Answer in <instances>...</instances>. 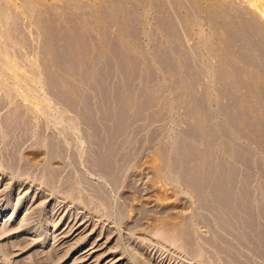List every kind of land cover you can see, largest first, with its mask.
I'll list each match as a JSON object with an SVG mask.
<instances>
[{"label": "rangeland", "instance_id": "obj_1", "mask_svg": "<svg viewBox=\"0 0 264 264\" xmlns=\"http://www.w3.org/2000/svg\"><path fill=\"white\" fill-rule=\"evenodd\" d=\"M122 1L124 2V0H122ZM122 1L121 0H0V6H1L0 12L4 11L3 12L4 15H3V13H0L1 15L4 16L3 17L0 15V124H2V121L5 117L8 118L6 115H11V113H13L12 112L13 109H15L16 111H17V109H18V111L20 110V112H22V115H23L22 116L23 117L22 118L23 119L22 124L19 128H17V129H21V130H18V131L16 130V132L12 131L10 133L1 132V134H0V135H2V136H0V264H203V263L209 264V262L208 261L205 262L204 259H203L204 261L198 260L197 258H199V256L197 257V255L198 254L200 255V253L202 252L201 254L203 255L204 258L207 257V258H205L207 260L209 255L212 254L209 257V259H211L213 261L215 258L212 259V257H216V255H217L215 252L214 253L216 255L214 253H211V251H212L211 248H210L211 251H209V249H208L209 247H207L205 245V247H206L205 248L204 244L202 245V242H203L202 237L204 235H207V236H209V235H208V233L207 234L205 233L206 229L204 228V226L202 224L199 225V223H197L198 226L197 225H194V226L196 227V229L198 228L197 230L200 229V231H201V233H200V231H198L199 235L201 237V240H202V241H199V243L201 244L200 246H203L204 249L199 246L198 249L199 250L202 249V250L198 251V254L196 255V257L194 255V257H192V259H191V256L188 257L190 255L188 253H187L188 256H186V254H183L184 255L183 256L181 254V251L178 249L179 247H176L178 245H175V247L180 252L177 251L175 247L173 248L172 246H170L169 242H168L169 244L166 243L167 242L166 241V239H167L166 234L168 233V236H170L173 232V231H170L171 229H169V228H171L173 226H178V224H180L183 221V219H188V218L191 219V217H192V219H194L195 217L193 218V215L195 213H197V211L199 210L198 209L199 204H198V202H196L195 198H192L187 194V191H186L187 188L184 186V184L182 182H180L177 185L176 183H178V182L167 180V177L162 172L167 174L166 172L168 170L166 171V169L168 167H165V164H163L164 162H163V159L161 156L163 152L161 153V155H160V152L163 151L165 148H167L168 152L171 155V152L172 151L174 152V149H176L175 147L179 146L178 145V144H180L179 140L181 139V136H182L181 132L183 129H185V124H183L182 122L184 121V123H185V120L187 119L185 106L187 105V103L189 101L192 102V99L189 96L195 95V96H192V98L193 97L197 98V97H199V95H200V97H201V95L204 97L205 95H203V94H206L207 97H210L212 100L214 99L212 101L213 102L212 105L214 107H219L222 103H226L225 99L221 100L218 98L217 91H215V89H216L215 85H217V83H218V79L220 78L221 72L226 73V71L227 72L229 71L228 73L231 75V73H232L231 68L233 66L234 67L237 66L236 70H238V68H239V70L242 68L241 71H239V70L238 71L242 72V73L246 72L245 74L241 73L242 74V75H240L241 77L243 75H246L245 78H247V73H248V79H247L248 81L249 80L251 81L249 76L252 74L249 75L250 71H251V73H252V71L253 72L255 71L257 74V69L255 67H257L258 62L256 60L255 63L256 62L257 63L255 65L254 61H252V60L254 57L259 56L258 55L259 52L256 55L257 49L255 50L256 47H254V49L250 48L252 45L251 46L249 45V48H248L246 43L251 44L253 42H251V40H248V39H246V41H244L245 37L243 39H242V37L236 38L235 40L238 39V42L235 40L233 41L231 39L233 36L232 35L230 36V32H228V31L232 27L230 25H228L227 23H230V21L233 19V17L231 20H229L231 16H226L227 17L226 18L225 15H228L229 13L231 15H235L238 12L237 11V7H238V9L240 8V10H239L240 12H241V10H242V12L245 10L244 13L248 12L250 14V17H249V14L247 13L248 16L246 15L247 16V17H245L246 19H244V18H242V20L240 19L242 22H243V20H245L246 22L251 23V19L254 16V17H256L255 19L259 23L262 21L260 24H262L261 26H262V28H264V24H263L264 23V1L263 0H218V1L217 0H214V1L210 0V2H205V1L203 2V0H200V1L199 0L198 1L193 0L194 4H196V5H197V3H201L198 5L199 8H202L206 4H209V5H207L209 7L210 6L211 7H218V5H219V6H222V8L226 9L225 11H228V13H227V12H223L222 10H220L222 13L219 11L220 13H218V15L216 17L210 15L211 18L214 17V18H216V20L214 18L210 19L209 18L210 16L207 14H203V16H202V14H200V15L198 14V17H197L196 12H193V13H191L192 11L189 12L190 6L192 7V5L190 3H189V5H187V2L186 3L182 2L180 4V6L183 4L181 6V9H182L181 14L179 12V14L177 13L176 15L172 16L175 11H177V10L180 11L177 3H175V4H177L176 8H178V9H176V8L173 9L175 7V6H173V5H175V4H173L174 3L173 0H171V2H169V0H158V1L157 0H154V1L153 0H126V2H124L125 4L123 6L125 7L127 2L131 3L130 6H129V4H127L128 9L127 8L124 9V7L122 6V4H123ZM119 2H122L121 5ZM212 2H213V4L211 5ZM155 3L158 4V5H156L157 8L154 6ZM167 3H168V5H166ZM170 3H172L171 4L172 6L170 5ZM221 3H223V5ZM235 3H236V6H235ZM133 4H135L136 6ZM216 4H217V6H216ZM229 4H232V6ZM115 5L120 6L121 9H120V7H118L117 10H119L120 12L122 11L121 13H123V15H122L119 12V15H118L119 17H120V15L122 17H125V16L129 15V13L131 11L134 12L135 10H133V9H135L136 7L138 8V10L136 8L137 13L139 12L138 13V15H139L138 21L142 22V24H140V22H138L137 30L138 29L139 30H138L137 34L141 36V37L138 36L139 41L142 40L143 42L141 41L139 44L140 45L143 44L141 46L143 48V52L145 53V51H146V53L144 54L142 51L141 52L145 58H147L146 56L148 55V59H149L148 61L149 62L151 61L153 63V65H154V60L156 59L157 53H159L160 50L161 51L164 50V49H161L159 47L160 43L163 41L162 40V38H163L164 41L160 45V46H162V48L166 45L165 44L166 41L169 40V41H167V45H166V47H168V48L165 47V49L167 51L171 50L175 46L178 47L177 50L179 52L181 51L180 53L176 52L178 54V57H177V54L175 53V60H176L175 64L176 65L179 61H181V63L183 64L181 59L184 57V55H186L183 53H187L190 50L192 51V53L195 51H196L195 53H197V50L198 51L200 50L198 52L200 54V56L198 55V59H201V61L198 60V62H202V63H198V64H201V65H199V67L202 68V66L206 65V67L209 68L210 72L208 71V74L206 73L207 72L206 67H203L205 69V73H204V70H202L203 68L200 69L201 71H203L202 75L203 74L205 75V76H203V77H205L204 78L205 81H203L204 79L202 77L199 84L197 83L198 86L201 84V82L205 83V85H207L208 87L207 86L205 87V85H203V84H201L199 87L201 88L203 86L204 87L203 89H205L207 91V93L202 88H201L202 90L199 88L200 92L204 91L205 93L203 92V94H202L198 91H197L198 92L197 93L195 91L198 89L197 84H195L197 87L196 88V87H194L195 85H193V82L188 83L192 79H190L189 77H188L189 78L188 79L186 76H184L185 73H183V76L186 77V81L188 83L187 84L185 81L186 84L184 83L185 84L184 86L188 87V85H190L188 88H185V90H187V89L188 90L185 92L184 89H182V88H175L174 92L172 93L171 90H173V89H170V91H169L170 94L169 93L165 94V96H163V100H161L163 102V103L161 102V108H159V109L156 108L155 111L152 109L153 110L152 113L149 112L147 114V116L150 117L152 115L157 114L158 111H159V113H160V111L162 112L161 109L165 108L166 116L164 118H162L161 121H160V119H159V121L156 120L157 122H155V124H154V121H152V120H149V122H148V120L147 121L141 120V121H139V123L136 124L138 129L142 128L140 130H142V132L144 131L143 133L141 132V134H139V136H138L139 139L137 138L136 140H140V141L143 140L144 141L146 139L148 140V138H149L148 141L146 140V144L148 143L150 145L148 146V144H147L146 145L147 147H145V146L143 147L140 145V143H141L140 141H139L140 143H138L137 146H136L135 142H132L133 144L132 143L128 144L129 148L128 147L127 148L129 150V152L133 151V153L136 154L135 157L133 158V159H135V161L132 160L133 163L131 162L128 165V167H127L128 169L123 174V176L125 178H123V176H122V180H120L123 184L120 182L122 185L119 183L120 186L115 185L116 186L115 187L113 185L114 186L113 187V186H111V184H113V183L108 178H107V180H105L106 178H104L100 174L98 169L92 165L91 159H92V153H93L94 148L90 143L87 142L85 135L83 136V132L81 133V131H83V129H80V127H81V126H79L80 123L78 124V122H77L78 125L76 124L77 120L75 121V116L73 115V113L67 112L65 114V112H62L63 110L61 109V107L59 105H57L49 97L47 82L45 81V78H46V80L48 79V75H47V73L45 75L44 71H46L48 66L50 68H53L52 66H54V65L50 66L53 63H50V65H49V63H47L46 59L49 61V60H51V57H52L54 60H56L55 59L56 56H58V57H56L58 59L61 54L64 55L67 51L66 49H65L66 51L62 50L60 48V46L58 47V45H60L61 43L56 42V44L59 43L58 45H56L54 42L55 40L54 39L52 40V38H50L51 36H48L52 33H55V30H57L58 32L60 30L63 32H64V30L66 31V29L68 28V27L66 28L64 26V25H66V21H64V20H67L66 11L72 10L71 11L72 13L71 12H69V13H71V14L77 13V15H79V16L82 13L81 16L83 18L79 17L80 20H81V18L85 19L84 16L86 15L85 21L88 24L83 22V26L85 24L86 27L84 26L85 27L84 28L82 26V22H79V24H81V25H78L79 27L81 26L83 28V30L91 29V27L94 25L91 24L92 25L91 26L90 23H93V22L96 23L97 22L95 24L96 26H94L95 28L92 27V29H94V31L96 30V27H97L96 31L101 29L100 31L102 32L103 36L101 35L100 31H98V32L100 33L99 37H102L103 41L108 40L109 38H111L115 34L116 35L120 34L118 36H120L121 38L123 35L125 36L126 35L125 32L127 31V29H122V28L120 29L119 23L121 22V20H117V18H116L117 17L116 15L118 14V12H116L117 13L116 15L114 12H112L113 7H115ZM164 5L167 6V8H169L170 11L175 10L174 12L171 13L172 15L170 13L168 15H166V17L169 16L168 18H170V21L172 23L171 24L172 26H170V27L172 29L174 28L173 30L166 31L165 28L167 30L169 28H167V26L162 27L166 24V23H163V22H165L166 19L164 21H162V19H161V21L163 23V24L161 23V25L159 23V22H161L160 20L156 21L158 15L161 13V10H160L161 7H164V9H165ZM169 5H170V7H169ZM185 5H186V7H185ZM213 5H215V6H213ZM78 6L80 7V10H79ZM111 6H113V7H111ZM187 6H189V7H187ZM207 6H204L203 8H205V7L207 8ZM70 7H72V8H70ZM87 7L90 8V11H89L90 13H88ZM106 7L107 8L109 7L108 10H106V11L103 10ZM110 7L112 8V10H110L111 9ZM231 7H234V8L231 9ZM245 7H247L248 9ZM85 8H87V9H85ZM115 8H117V7H115ZM130 8L132 10H130ZM171 8L173 10H171ZM186 8L188 11L186 10ZM24 9H25V11H24ZM66 9H68V10H66ZM81 9H82V11H81ZM83 9H84V12L86 11V13H83ZM75 11H76V13H75ZM91 11L96 14L99 21L95 22L93 20H90L91 18H89L88 15H90L92 13ZM100 11L101 12L103 11L102 15L107 16V19L106 18H100L102 16L99 17L98 14L99 13L101 14ZM108 11H109L110 17H108L109 14L107 15ZM157 11H159V12H157ZM170 11H168V12H170ZM26 12H28V13H26ZM34 12H36V13H34ZM155 12H156V14H155ZM234 12H236V13L234 14ZM61 13L63 14V16ZM64 13H65V16H64ZM105 13H106V15H104ZM112 13H114V15ZM124 13H126L127 15H125ZM92 14L90 15L91 17H92ZM111 14H112V16H111ZM43 15L45 17H47V19L49 18L48 16L51 17V15H56L58 18L56 17V20L54 19L55 21L52 22L53 18L51 17L52 18L51 22L52 23L57 22V24H54L55 27L60 25L59 24V22H60L65 29H63L61 25H60L61 26L60 30H58L59 27L55 28L53 26L55 28V30L53 32L52 29H54V28L51 26L52 23H50V22H49L50 24L46 23V22H48V20H45L46 18H44ZM68 15H70V14H68ZM161 15L162 16H160V18H164L163 16H165V15H163V14H161ZM180 15L184 16L183 19L186 18L185 19L186 23L183 21V19L179 21V19H181L183 17V16L181 17ZM96 16L94 15L92 19H94ZM201 16L202 17L205 16V17L202 19ZM19 17H20V19H19ZM53 17H55V16H53ZM113 17H115V18H113ZM122 17L119 19H122ZM173 17H175L174 18L175 22L173 20ZM199 17H201V19L198 20L199 23L201 20L200 24L198 22L196 23V21H197L196 19H198ZM248 17H249V19H248ZM254 17H253V20H254ZM59 18H61L60 19L61 21H59ZM108 18H109V20H108ZM111 18L115 24L114 25L112 22V24H113L112 26H115L113 28L111 27V25H109V27L107 26L108 24H111V21H110ZM140 18L142 19V21L140 20ZM100 19H103L102 22L103 21H105V22L101 23V24L98 23V22H101ZM206 19H208V20H206ZM88 20H90V22H87ZM167 20H169V19H167ZM226 20L228 21L227 23H225ZM234 20L236 21L238 19L234 18ZM15 21L17 23H19V25L16 24ZM44 21H46V22H44ZM116 21H120V22L117 23ZM62 22H65V23L63 24ZM173 22L175 23V25ZM210 22H211V24H210ZM232 22L233 21H231L230 24H232ZM43 23H45V26L42 25ZM180 23H181V25L184 23V26L186 24H189L190 27L187 25L188 28L184 27V26H182L183 27L182 28V27H180ZM249 23H246V24H249ZM20 24H21V26L23 25L22 29L19 28V27H21ZM47 24H48V26L50 25L49 27L51 28V30H49L50 28L47 26ZM97 24H100V25L104 24V25H102L103 29L100 25L97 26ZM197 24H199V25H197ZM212 24H214V25H212ZM14 25H16V26L14 27ZM222 25H223V27H221ZM39 26L42 28H39ZM89 26H91V27L89 28ZM141 26H143V27H141ZM159 26L162 27V29H164V31H166L167 33L162 31L161 28H159ZM198 26H199V28H198ZM110 27L112 28L111 31H113V32L109 31ZM117 27H118V29H117ZM175 27L180 28V30L178 29L177 31L179 32V35H181L180 33H182L181 36L178 35ZM216 27H217V29H216ZM219 27H221V28L218 30ZM15 28L22 30V32L20 33L19 30L17 29V31L20 33V34L17 33L18 34L17 35L15 33V31H12L13 29L15 30ZM45 28H46V30L49 28L48 29L49 31H47V34H48V32L50 34H48V35L46 34V30L44 31ZM106 28H108V31L110 33V37L108 35L106 36V34H105V36H106V39H105L104 33L106 32L105 31ZM184 28H186L185 32L188 31V33H183ZM116 29H117L118 33H117ZM181 29L183 30V32H181L182 31ZM221 29H222V31H221ZM225 29H228V31ZM122 30H126V31H124V33H122L123 32ZM174 30H175V32H174ZM41 31H42V34L40 33ZM108 31L106 33H108ZM43 32L50 39H48L49 43L47 44V46L44 45V47H46V48L43 47L45 51L42 54V52H41L42 51L41 49H43L41 47L43 44L42 42H44L45 41L44 39L47 38ZM84 32H87V31H84ZM143 32H144V34H143ZM155 32H156V34H155ZM169 32L173 36H175V38L172 37V35ZM190 32L193 34H191ZM216 32H218V33L221 32V33H220V35H218ZM223 32L224 33L228 32L229 34L227 33V35H226ZM231 32H232V30H231ZM261 32L260 31L255 32V36L257 33L256 38L259 36L257 38L258 42H259V39H261V38L264 39V29L263 30L261 29ZM10 33H13V34L10 35ZM112 33H113V35H111ZM175 33H177L176 35L178 37H180L181 41H179V39H177L178 37H176ZM151 34H153V35H151ZM167 34L168 35L170 34V36L168 37ZM185 34H187V35H185ZM188 34H189V36H188ZM40 35L42 36V39H43V40L41 39L42 41L40 40V38H41ZM223 35H225L224 36L225 38H223ZM228 35L231 38H227ZM250 35H252V34H250ZM16 36H19L18 40L16 39L17 38ZM43 36H45L46 38H44ZM158 36H160L161 39ZM165 37H166V39H165ZM191 37H193V38L191 39ZM27 38H29L30 42H29V40H27ZM102 38L101 39L99 38V40L101 42H102ZM20 39H21V41H20ZM175 39H177L179 41V43ZM239 39H240L241 43L243 42L242 44H244L246 42L245 44H246L248 49L245 48L246 49L245 50L243 46H242L243 50H242V48L240 49L239 44H241V43H239ZM262 39H261V42L263 41ZM25 40H27V45L30 44L29 46L23 45V43H25ZM160 40H162V41H160ZM212 40H213V42H212ZM227 40L228 41L232 40L230 42V44H231L230 48L228 46L229 42ZM40 41H41V43H40ZM50 41H52V45H51ZM157 41L159 42V45H158ZM182 41H184V44ZM226 41H227V43H226ZM28 42H29V44H28ZM53 42H54V44H53ZM101 42H99V43H101ZM172 42H173L174 47L171 46ZM197 42H198V44H197ZM202 42L204 43L203 46L201 44ZM208 42H210L211 46L207 45V44H209ZM232 42H234V43H232ZM156 44L158 47L156 46ZM174 44H176V45H174ZM205 44H206V47H205ZM218 44H220V45L218 46ZM48 45L50 47L53 45H55V46L51 47L53 49H50V47L48 48ZM62 45H64V44H62ZM62 45H61V47H63ZM183 45H185V46H183ZM194 45L196 46L195 48L197 50L194 49ZM253 45H254V43H253ZM34 46H36V47L34 48ZM100 46H101V44H100ZM143 46H145L146 48ZM169 46H170V48H169ZM197 46L200 49H198ZM216 46H217V48H216ZM227 46H228L229 50H228V48L226 49ZM147 47H149V48H147ZM184 47H186L189 50L187 51V49H186V50L182 51V49H185ZM257 47H258V45H257ZM155 48H156V50H158L159 48L160 49L157 52V51H155ZM209 48H212L214 51H211L212 49H209ZM231 48L233 51H235V49L237 50V48L243 52L245 50V53L247 52L249 54V56L252 54V51L250 52L251 54L248 51L252 49L255 54L253 55L254 57L251 56L252 59L250 57L251 60L249 59L250 61H248L249 63L253 62V63H250L252 66L251 65L247 66L248 65V63L246 62L247 58H248L247 53H246L247 54L246 55L245 53L242 52L243 55L245 56L244 57L242 55V53H239L241 51L239 50V52H238V50H237V53H239L243 56V58H241L242 56L237 55L236 51L233 52L231 50ZM47 49H48V52H46ZM166 50H164V51H166ZM226 50H228V51H226ZM32 51H33V53H32ZM61 51H62V53H61ZM191 51L188 52L187 55L188 54L192 55ZM63 52H64V54H63ZM221 52H223V53H221ZM224 52H226L225 55H223ZM230 53H231V55H230L231 57L230 56H228V58L224 57V56L227 57V55H229ZM233 53L235 55L234 59H232V57H234V56H232ZM44 54H45V56H44ZM57 54H60V55H57ZM155 54H156V56H155ZM197 54H195V55H197ZM187 55L185 56V58H183L184 60L186 59ZM40 56L42 57V59L43 58H46V59L42 60ZM237 56L240 57L237 60L241 59V61L238 64H237V60L235 61ZM246 56H247V58H246ZM176 57H177V59H176ZM224 58L226 59V61ZM244 58L246 61L244 60ZM227 59H229V60L227 61ZM242 59H243V61H242ZM41 60H42V63H44L43 61H45L46 69H43V68H45L44 66H43V68L40 66V65H42ZM254 60H255V58H254ZM219 61L222 64L224 63L223 65L221 64L223 67L219 65ZM231 61H234L235 63L232 64ZM244 61L247 63V65L244 64L245 63ZM51 62H53V61H51ZM225 62H227V63H225ZM228 62L231 63L230 68H229ZM242 62H244V63H242ZM181 63L178 64L180 68H182V66H184ZM240 64H241V66H240ZM238 65L240 67H238ZM253 65H255V67ZM246 66L249 67V69L246 68ZM251 67H252V69L254 67V70H252ZM221 68L222 69L224 68V69L221 71ZM226 69H228V70H226ZM243 69H245L246 71L245 70L243 71ZM42 70H44V71H42ZM217 70L219 71L217 73V75H219V74L220 75H219V77L216 78L217 75L215 73L217 72ZM248 70H249V72H248ZM42 72L44 73L43 75L41 74ZM211 73L213 74V76ZM223 73H222V75H223ZM259 73H258V75H259ZM207 75H208V77H207ZM261 75L263 76L264 74L261 73L260 76ZM162 77H164V76H162ZM241 77H240V79H241ZM243 77H242V79H243ZM261 78H264V76L260 77L259 79H261ZM244 79L241 81H244ZM215 80H217V81H215ZM44 81L46 82V84ZM261 82H259L260 85H261ZM248 83H250V82H248ZM262 83H264V82H262ZM44 84H45V86H44ZM190 87L193 89L191 90ZM181 89L183 90L184 94H186L188 91L191 93L186 94V96L185 95L182 96L181 94H183V93H182ZM5 91H9V93L5 92ZM10 91H11V94H10ZM208 92H209L210 96L207 95ZM91 94H92V92H91ZM237 94H239L240 98L242 99L241 95L242 94L244 95L245 91L244 92H243V90H241V92L238 91ZM6 95L7 96L9 95L8 96L9 98ZM215 95L217 97H215ZM175 97L177 98V100H179V99L180 100L179 101L175 100ZM178 97H180V98H178ZM200 97L198 98L199 100L203 99V97L201 99H200ZM243 97H245V95ZM188 98H190L191 100H189ZM186 99H188L189 101ZM168 100H169V102H168ZM181 100L185 103L184 106H183V102L181 104V102H180ZM196 100L197 99H195L194 102H197V101L200 102L199 100H197V101ZM178 103H180L183 107H185V109ZM177 104L180 105V107ZM214 104H216L217 106ZM169 105H170V109H169ZM163 106H165V107H163ZM166 108H168L169 111ZM171 109H173V111H171V114H170L169 112ZM176 110H179V112ZM9 111H11V112H9ZM175 112H177V113H175ZM27 114H29V115H27ZM184 118H185V120H184ZM5 119H4V121H5ZM27 123H28L29 127H28ZM23 125H25L26 127H22ZM77 127H79L78 129L80 132L78 131ZM182 127H183V129H182ZM246 130L247 129L242 130V131H245L244 133L248 134L249 132H246ZM247 131H249V130H247ZM244 133L242 132V134H244ZM30 134H32V136ZM20 135H21V138L23 136V139L20 138ZM27 135H29L30 137ZM59 135H60V140L63 139L62 142L59 139H57V137ZM24 136H25V139H24ZM26 136H27V139H26ZM51 136L53 137V139L56 138L57 142L58 141H60L61 143L64 142V146H65V147H63V149L65 150L64 151L65 154L60 156L59 159L57 157L56 160H54V162H53L54 163L53 166H52L53 160L51 161L50 165H48L46 163V161H45L46 160V156H45L46 150L45 151L42 150L43 147L41 149V147L39 146V144L42 145L40 141H42V142L44 141L46 143V140H48L49 137H51ZM15 138H16V140H15ZM17 138L21 139V141L20 140L17 141ZM150 138H153L152 139L153 141H154V139L155 140L158 139V140L154 141V143H155L154 144ZM178 138H180V139L178 140ZM176 139L179 142H177ZM22 140L23 141L26 140L25 143L26 142H28V143L27 144H25L24 142L22 143ZM150 140H151V142H149ZM239 140H240L239 143L240 142L242 143V144L240 143L241 145H247V143L243 139H242L243 141L241 139H239ZM14 141L15 142L17 141V143H15ZM38 141H39V144H38ZM65 141H66V143H65ZM18 142L19 143L21 142L22 145L20 144L18 146ZM31 142H33L34 145L38 144L37 145L38 147H35L33 145V143H31ZM236 143H238V141ZM162 144H163L164 148L162 147ZM15 145L18 146V149H17V146H15ZM130 145H132V146H130ZM139 145H140V149H139ZM20 146H21V148H19ZM31 146H33V148ZM135 146L138 147V150L136 149ZM150 146L152 148H150ZM160 146L162 147V149ZM171 146H173L174 149ZM157 147H159V148H157ZM14 148H16L17 150ZM35 148L37 151L35 150ZM37 148H39V149H37ZM13 149L15 150V152ZM160 149H161V151H160ZM156 151L159 153H157ZM11 154L15 156V157H13L14 160L16 158L15 161L11 160L12 159ZM88 160H90V161H88ZM161 164H163L164 166ZM48 166H49V168H48ZM46 167L49 170L51 167H53L56 170L55 171L52 168V171L53 172L55 171L56 172L55 174L58 177V178H56V176H55V180L53 178V181L50 182L51 184L49 183V185H51L52 187L48 186V183L44 181V180L48 181L50 179V178H48L49 174L46 177V174L49 173V170H46ZM162 167H164L163 170H162ZM43 168H45V169H43ZM58 170H60V171H58ZM63 170H64V172H63ZM57 171H58V173H57ZM59 172L60 173L62 172L64 175L62 173L60 174ZM42 174H44V176ZM56 179H58L60 182H58ZM68 179H69V181H68ZM109 182H111V183H109ZM93 184L96 187H94ZM71 185L73 187L75 186L77 191L75 190V188H73V191H71L72 189H69L72 187ZM91 186H92V188H91ZM98 187H100V188H98ZM78 189H81V190H78ZM92 189H94V190H92ZM75 192H77V193H75ZM92 192H94L95 198L93 197ZM96 195L99 197H96ZM102 197H103V199L105 198L103 201L105 203H103L101 201ZM86 199H88V200H86ZM197 204H198V206H197ZM196 215H194V216H196ZM164 225L165 226L167 225V227L165 228ZM162 226H164V227H162ZM165 230L167 232H164ZM202 233H204V235ZM173 235H174V233H173ZM59 244H61V245H59ZM206 249H208V250L205 252ZM243 250L244 249H242L241 252ZM208 251L210 252V254ZM207 252L209 255L207 254ZM243 252L245 255H248V254H246L248 252H246V251H243ZM182 253H184V252H182ZM205 253H206V255H204ZM202 255H201V257H202ZM248 256H250V255H248ZM218 258L219 257L217 255V258L215 259V261L217 260L216 262H218V260H219ZM211 260H209L210 264H212ZM221 260H223V259H220V261ZM202 261H203V263H202ZM215 261H214V263H215ZM220 261H219V263H216V264H220V263L226 264L225 262H220ZM254 261H255V259H254ZM257 262L255 261V264L256 263L257 264H264L261 261H257Z\"/></svg>", "mask_w": 264, "mask_h": 264}, {"label": "bare ground", "instance_id": "obj_2", "mask_svg": "<svg viewBox=\"0 0 264 264\" xmlns=\"http://www.w3.org/2000/svg\"><path fill=\"white\" fill-rule=\"evenodd\" d=\"M173 1H174L173 4H175V3L178 4L180 11H178V10L177 11L174 10L175 12L170 11L169 8H167V6L164 5L165 9H164V7H161V9H160L161 13L158 15V17L160 18V16H162L161 14H163V15H165V16H163L164 18L159 19L157 17V20H156V21H158V20L161 21V19H162V21H164L166 19L165 22H163L166 24L164 26H162V27L167 26V28H169L168 30L165 28L166 31L174 29V28L172 29L170 27V26H172L171 25L172 23L170 21V18H168L169 16L166 17V15H168L169 13L171 14L172 12H174L173 15L171 14L172 16L176 15L177 13L179 14V12L181 14V10H182L181 6L183 4L181 6H180V4L182 2H184V3L187 2V5H189V3H190L192 5V7L190 6L189 12H191V11H192L191 13L196 12L197 17H198V14L199 15L202 14V16H203V14H207L209 16L211 15V16L216 17L218 15V13L221 12L220 10L228 13V11H225L226 9L222 8V6H219V5H218V7H211V6L209 7V6H207L209 4H206L204 6H207V8L206 7L203 8L204 6L202 8H199L198 5L201 3H197V5H196V4H194L193 0H173ZM196 1H198V0H196ZM204 1L210 2V0H203V2ZM212 1H214V0H212ZM122 2H119L120 5ZM124 2H126V0H124ZM124 2L122 4V6L125 4ZM169 2H171V0H169ZM223 3H221V4L223 5ZM127 4H129V6L131 5V3H129V2H127ZM127 4L125 5V7L123 6L124 9L128 7ZM171 4L172 3H170V5ZM177 4L173 5V6H175L173 9L176 8ZM212 4H213V2L211 3V5ZM133 5H135V4H133ZM156 5H158V4L155 3V5H154L157 8ZM166 5H168V3ZM170 5H169V7H170ZM229 5L232 6V4H229ZM113 6H111V7H113ZM213 6H215V5H213ZM216 6H217V4H216ZM235 6H236V3H235ZM115 7H117V8H115ZM115 7H113L112 12H114L115 15L117 14L116 12H118V14L116 15L117 16L116 18H117V20H121V22L120 21H116V22L117 23L120 22L119 23L120 29L121 28L127 29V31L122 30L123 31L122 33H124V31L127 32V33L125 32L126 37L121 33L124 36V37L122 36L123 39L120 36H118L120 34L113 35V33H112L111 35H113L114 37L112 36L108 40L103 41V38L99 37L100 33L98 32L101 29L98 31H96L97 27H96L95 31H94V29H92V27L95 28L94 26H96L95 25L97 23L96 21H99L96 14L92 11L91 12L96 16L95 17L96 19L95 18L92 19L94 16L92 13H91L92 17L90 16L91 14L88 16H89V18H91L90 20H93L96 23H94V22L90 23V25L93 24L94 26H92V25H91L92 27L89 26V28L91 27V29H88V30H83V28L81 26H80L81 28L78 26V25H81V24H79V22H82V26H83V22L86 23V21H85L86 15L84 16L85 19H82L83 18L81 16L82 13L79 16V15H77L76 11H75L76 14H71L72 10L66 11L67 20H64V21H66V25H64V26L66 28L68 27L67 28L68 30L66 29V31L64 30V32L60 30L61 26H62V24L60 22H59V24L61 26L60 25L56 26V27H59L58 30H60V31L58 32L57 30H55L56 27L54 24H57V22L56 23H52V22L56 20V17H57L56 15H51L53 20L50 16H48L49 18L47 19V17H45L43 15L44 18H46L45 20H48V22H46V21H44V22H46L48 24L52 23L53 25L51 24V26L55 27V28L53 27L54 29H52L53 32L55 30V33L50 34L48 32V34H50V35L47 34V31L51 30V28L49 27L50 25L48 26V24H47V26L50 29L48 28L49 30L48 29L46 30V28H45L44 31L46 30V34L48 36H51L50 38H52V40L53 39L55 40L54 41L55 44H56V42L61 43L60 45H58L59 43L56 44V45H58V47L60 46V48L62 50L66 49L67 51L65 50L66 51L65 54L63 52L64 55L57 54V55H60V57L57 59L56 57H58V56H56L55 57L56 60H54L51 57V60H49L50 62L46 58H43L44 60L46 59V61H47V63H49V65H50V63H53L50 65V66L54 65V66H52L53 68H50L48 66L49 68L47 67V69H46L45 61H43L44 63H42V60H43L41 57L42 55L40 56L42 59L41 60L42 65H40V66L42 68L44 66L45 68H43V69H46V71H44V70H42V71L45 72V75H46V73L48 75V79L46 80V78H45V81L47 82L49 97L57 105H59L61 107V109L63 110L62 112H65V114L67 112L73 113V115L75 116V121L77 120L76 124H77V122H78V124L79 123L81 124V125L79 124V126L82 127V128L80 127V129H83V131H81V133L83 132V136L85 135L87 142L90 143L94 148L93 153H92L91 163L94 167H96L98 169L100 174L104 178H106L105 180H107V178H108L113 183V184H111V186L119 185V183L121 182L120 180H122L123 174L128 169L127 168L128 165L132 162V160L135 161V159H133V158L135 157L136 154H134L133 151L129 152L128 144L135 142L136 146H137V144L141 142L140 143L141 146L147 147L146 146L148 144V143L146 144L147 139L144 141L143 140L142 141L136 140L138 138L139 134H141V132H142V130H140L142 128L139 127L140 129H138L136 124L139 123V121H141V120H146V121L148 120V122H149V120H152V121H154V124H155V122H157L156 120L159 121V119H160V121H161L162 118H164L166 116L165 108H163L165 106L162 107L163 109H161L162 112L160 111V113L158 111V113L156 112L157 114L154 113L155 115H152L150 117L147 116V114L149 112L152 113V111L153 110L155 111L156 108H158V109L161 108V102H162L161 100H163V96H165V94H167V93L170 94V92H169L170 89H173V90H171L172 93L174 92L175 88H182L186 92L188 89L185 90V88H188L190 86V85H188V87L184 86L187 83L186 77L187 78L189 77L190 79H192L188 83L193 82V85H195L197 83L199 84L201 78L203 76H205L204 74L202 75L203 71H201L200 69H202L203 67H206V65L202 66V68L199 67V65H201V64H198V63H202V62H198V60L201 61V59H198V55L200 56V54L198 52L200 50L198 51L195 48L196 47L195 45H194V49L197 50L198 54L195 53L196 51L192 53V51L190 50L192 55H189V54L187 55V53L190 51H188L189 49L184 47L185 49H182V51L187 49L188 52L186 51L187 53H183V54H186L187 57L184 60L183 58H185V56H186V55H184V57L181 59L183 64L181 63V61L178 60L179 62L176 65L175 64L176 63L175 53L179 52L177 50L178 47H176V46L174 47L173 42H172L171 46H173L174 48L167 51L165 49V47L167 45V41H169V40L166 41V43H165L166 45L163 48H162V46H160L161 43H163V41H164L163 38H162L163 41L160 40V41H162L160 43V45H159V42L158 41L157 42H158L159 47L161 49L166 50V51L160 50L159 53H157V56L155 54L156 59L154 60V65H153V63L151 61L150 62L148 61L149 60L148 55L146 56L147 58H145L142 55L143 48L141 45H143V44H141V45L139 44L142 40L139 41V37H141V36L137 34V32L139 30V29L137 30V27H138L137 24H138V22H140V21H138V19H139V15H138L139 12L137 13L138 8L136 7L137 10H136V8L133 9L135 11L134 12L131 11L129 13V15L126 14L127 12L124 13L125 15H127L125 17H122L121 15L119 17L118 15H119L120 11L117 9L120 6L115 5ZM185 7H186V5H185ZM187 7H189V6H187ZM70 8H72V7H70ZM87 8H85V9H87ZM108 8L106 7L103 10L106 11V10H108ZM232 8H234V7H231V9ZM245 8H247V7H245ZM88 9H87V11H88V13H90L89 12L90 8H88ZM120 9H121V7H120ZM173 9L171 8V10H173ZM176 9H178V8H176ZM66 10H68V9H66ZM79 10H80V7H79ZM110 10H112V8ZM130 10H132V9L130 8ZM186 10H187V8H186ZM239 10H240V8L238 9V7H237L238 12L237 13L234 12V14L236 13L235 15H231L230 13L228 15H225V17L231 16L229 20H231L233 17V19L231 20V21H233L232 24H230L231 21H230V23H227L228 22L227 20L225 22L232 27V28L230 27L231 29L229 31H228V29H225L228 32H230V36L231 35L233 36L231 38L228 35L227 38H231L234 41L236 38L242 37V39H243L245 37L244 41H246V39H248V40H251V42H253L254 45L256 44L254 46L253 43L250 44V43L245 42L247 44L248 48H249V45L250 46L252 45L253 47L251 46L250 48H253V49H254V47H256L255 48V50L257 49L256 55L259 52L258 53L259 56L258 57L256 56L257 58L254 57L253 55L255 53L253 52V50L252 49L249 51L247 50L249 53L252 51V54L250 53L251 54L250 56L246 52L248 54V58L246 56L247 61L244 58V60L248 63V65L245 61H244L245 63L244 62H242V63L249 66V65H251L250 63H253V62L249 63L248 61H250L252 59V57H254L255 60L253 58L252 61H254V63H255V61L257 60V62H258V63L256 62L258 64L257 67H255L256 63H255V65H253L257 69V74L255 71H254L255 73L253 71L251 73V71H250L249 75L252 74L249 76L251 81L247 80L248 79V73H247V78H245L246 75H243L244 77L243 76L242 77H243V79L245 78L244 79V81L246 82L245 83L244 81H241L243 79L240 75L245 74L246 72L245 73L239 72L242 70V68L240 70L238 68V70H239L238 71V70H236L237 66H235V67L233 66L234 68L233 67L231 68L232 73L230 72L231 75L228 73L229 71L228 72L226 71V73L221 72L220 73L221 75L219 74L220 78L218 79V83H217V85H215L216 86L215 91H217L218 98L221 100L225 99L226 103H222L219 107H214L212 105L213 104L212 101L214 99L212 100L210 97H207L206 94H203L204 91L200 92L199 86L201 84L205 85V83L201 82V84L199 86L197 84V86H198L197 90H195L197 88L195 85L194 87H196V88L194 90L196 92L198 91V92L202 93L205 96L203 97L201 95V97H200V95H199L200 99L203 97V99H201V100H199L198 99L199 97H197V96H196L197 98H195V97L192 98V96H195V95L189 96L192 99V102L189 101V100H191L190 98H188L189 100L186 99L189 101V102L187 101L188 103L186 102L187 103V105L185 106L186 109H185V107H183L185 103L182 100L180 102H181V104L183 102V106L180 103H178L185 109L186 117H187L186 120H185L186 117L184 118L185 123H184V121L182 122L183 124H185V129H183V127H182L183 130L181 132V134H182L181 139L178 138V140L180 139L179 140L180 142L176 139L177 142L180 143V144H178L179 146L175 145L176 149H174L173 146H171L174 149V152L172 151L171 155L168 152L167 148H165L163 151H161L163 144H162V147L160 146L161 147L160 155L163 152L161 155L163 162H164L163 164H165V167H168L167 169L165 168L166 171L168 170L166 172L167 174H165L164 172H162V173L167 177V180L178 182V183H176L177 185L180 182H182L184 184V186L187 188V190H186L187 194L190 197L195 198L196 202H198V204H199V206L197 204V206L199 207V208L197 207L199 209V210L198 209L197 210L199 212L197 211V213L194 214V215L197 214L196 216L193 215V218L195 217L194 218L195 220L192 219V217H191V219L190 218L183 219V221L180 224H178V226H173V227L169 228V229H171L170 231H173L171 234L172 236L170 234H169L170 236H168V233H167L166 234L167 239L164 237L167 241V242L166 241L165 242L166 243L169 242L170 246H172L173 248L175 247V245H178L176 247H179L178 249L181 251V254L182 255L186 254V256H188L187 255V253H188V254H190L188 257L191 256V259H192V257H194V255L196 257V255L198 254V251L202 250V249L199 250L198 248L201 245L199 243V241L203 240L202 245L204 244V247H205V245L207 247H209L208 248L209 251H211L210 250V248H211L212 249L211 253L215 252L219 257L218 262H216L217 260L215 261V259L217 258V255L214 253L216 255V257H212V259L215 258L214 259L215 263H214L213 260L209 259V257L212 255V254L209 255L210 254L209 251H208L209 254L207 252V254L209 255L207 260L205 259L207 257L204 258L203 255L201 254L202 252L201 253L199 252L200 255L199 254L197 255V257L199 256V258H197V259L200 261L204 259L205 262L208 261L209 264H210L209 260L212 261L211 262L212 264H216V263H219L220 259H223L220 262H225L226 264H255V261L256 262L261 261L262 263H264V91H263L264 90V83H262V82H264V78L259 79L260 77L264 76V75L260 76L261 73L264 74V39L261 38L263 40L262 41L263 43L261 42V39H259V42H258L257 38L259 36L256 38L257 33L255 36V32H258V31L261 32V29L263 30L264 28H262V26H261L262 24H260L262 21L259 23L255 19L256 17H254V16H253L254 20H253V17L251 16L252 17L251 23L246 22L245 20H243V22H242L241 21L242 18L246 19L245 17L248 16L247 15L248 12L246 11L247 13H244L245 10L243 12H242V10H241V12ZM24 11H25V9H24ZM81 11H82V9H81ZM109 11H108L107 15L109 14ZM168 11H170V12H168ZM3 12H0V13H3ZM69 12H71V13H69ZM102 12H101V14L100 13L98 14L99 17L102 16L100 18H106L107 19V16L102 15L103 14ZM157 12H159V11H157ZM26 13H28V12H26ZM34 13H36V12H34ZM83 13H86V11L84 12V9H83ZM114 13H112V14L114 15ZM68 14H70V15H68ZM112 14H111V16H112ZM121 14L123 15V13H121ZM155 14H156V12H155ZM3 15H4V13H3ZM3 15H1V16H3ZM104 15H106V13ZM53 16H55V17H53ZM62 16H63V14H62ZM64 16H65V13H64ZM180 16L182 17L183 15H180ZM211 16L209 18L213 19L214 17L211 18ZM79 17H82L81 20ZM108 17H110V14ZM121 17H122V19H119ZM201 17L196 19L197 20L196 23L197 22L199 23L198 20L201 19ZM204 17H202V19ZM249 17H250V14H249ZM249 17H248V19H249ZM113 18H115V17H113ZM174 18L175 17H173V20L175 22ZM183 18H184V16L181 19H179V21L182 20ZM234 18L238 19V20H236L237 22L234 20ZM19 19H20V17H19ZM60 19L61 18H59V21H61ZM167 19H169V20H167ZM185 19H183L184 22H185ZM214 19L216 20V18H214ZM51 20H52V22H51ZM90 20H88L87 22H90ZM100 20H101V22H98L100 24L105 22V21L102 22L103 19H100ZM108 20H109V18H108ZM140 20L142 21L141 18H140ZM206 20H208V19H206ZM16 21H15V23L19 25V23H17ZM110 21H111V24L107 23L108 24L107 26L109 27V25H111L112 28L115 27V26H112L114 24V21L112 20V18L110 19ZM162 21L159 22L160 25H161ZM112 22H113V24H112ZM62 23L64 24L65 22H62ZM181 23H180V27L184 26V23L182 25H181ZM200 23H201V20H200ZM246 23H249V24H246ZM86 24H88V23H86ZM100 24H97V26ZM140 24H142V22H140ZM199 24H197V25H199ZM210 24H211V22H210ZM42 25L45 26V23H43ZM102 25H104V24H102ZM102 25H100V26L102 27ZM174 25H175V23H174ZM187 25L190 27L189 24H186L184 27L188 28ZM212 25H214V24H212ZM223 25L221 27H223ZM15 26L16 25H14V27ZM20 26H21V24H20ZM22 26L19 28L22 29ZM84 26H85V24H84ZM111 27H110L109 31L113 32V31H111L112 30ZM141 27H143V26H141ZM162 27L159 26V28H161V30L164 31V29H162ZM221 27H219L218 30ZM39 28H42V27L39 26ZM62 28L65 29L63 26H62ZM198 28H199V26H198ZM17 29L15 28V30L13 29L12 31H15L16 34L19 32L20 33L22 32V30H19V29H18L19 30V32H18ZM102 29H103V27H102ZM106 29H105V31L107 32L108 28H106ZM117 29H118V27H117ZM117 29H116V31H117ZM175 29H176V31L178 29L180 30V28H177V27H175ZM185 29L186 28H184V32L181 29L182 30L181 32L188 33V31L185 32L186 31ZM216 29H217V27H216ZM231 30H232V32H231ZM84 31H87V32H84ZM109 31H108V33H109ZM166 31H164V32H166ZM221 31H222V29H221ZM106 32L104 33V36L106 34V36L108 35L110 37V33L108 34ZM174 32H175V30H174ZM218 32H216V33L218 35H220L221 32L220 33H218ZM40 33L42 34V31ZM117 33H118V31H117ZM177 33L179 35L178 31H177ZM177 33H175V35ZM227 33L225 32L224 34L227 35ZM11 34H13V33H10V35ZM143 34H144V32H143ZM155 34H156V32H155ZM170 34L169 35L167 34L168 37L170 36ZM180 34L182 35V33H180ZM191 34H193V33H191ZM250 34H252V35H250ZM47 35H46V37H47ZM101 35H102V32H101ZM151 35H153V34H151ZM181 35H179V36H181ZM185 35H187V34H185ZM106 36H105V39H106ZM188 36H189V34H188ZM224 36L225 35H223V38H225ZM16 37L15 38L18 40L19 36H16ZM43 37L46 38L45 36H43ZM158 37H160V36H158ZM172 37L175 38V36H173V35H172ZM176 37H178V36L176 35ZM50 38L47 37L46 39H44L45 41L42 42L43 43L41 46L42 48L44 47V45L47 46V44L49 43L48 39H50ZM99 38L100 39L102 38L103 43L99 40ZM192 38L193 37H191V39ZM41 39H42V36H41L40 40ZM160 39H161V37H160ZM165 39H166V37H165ZM177 39H179V41H181L180 37H178ZM177 39H175V40H177ZM27 40H29V38H27ZM27 40H25V43L22 42L24 46L27 45ZM20 41H21V39H20ZM41 41H40V43H41ZM179 41H178V43H179ZM227 41H226V43H227ZM231 41H228L229 42V45H228L229 48L231 46V44H230ZM235 41L238 42V39ZM29 42H30V40H29ZM29 42H28V44H29ZM50 42L52 45V41H50ZM54 42H53V44H54ZM99 42H101V43H99ZM182 42L184 44V41H182ZM210 42H208L209 43V44H207L208 46L209 45L211 46ZM212 42H213V40H212ZM232 43H234V42H232ZM239 43H241L240 39H239ZM242 43L239 44L240 49L242 48V46L244 47V49L247 48L246 44L244 43L245 44L244 45ZM62 44H64V45H62ZM100 44H101V46H100ZM197 44H198V42H197ZM201 44L203 46L204 43L202 42ZM29 45H27V46H29ZM61 45L63 47H61ZM174 45H176V44H174ZM219 45L220 44H218V46ZM257 45L260 49L257 47ZM54 46L55 45H53L51 47H54ZM156 46H157V44H156ZM183 46H185V45H183ZM228 46L226 47V49L228 48ZM35 47L36 46H34V48ZM49 47L50 46L48 45V48ZM51 47H50V49H53ZM143 47H145V46H143ZM205 47H206V44H205ZM44 48H46V47H44ZM44 48L41 49L42 54L45 51ZM147 48H149V47H147ZM166 48H168V47H166ZM169 48H170V46H169ZM197 48L200 49L198 46H197ZM216 48H217V46H216ZM229 48H228V50H229ZM209 49H212V48H209ZM240 49L237 48L238 52ZM158 50H156V48H155V51L158 52ZM228 50H226V51H228ZM231 50H232V48H231ZM237 50L235 49L236 53H237ZM242 50H243V48H242ZM245 50H244V52L240 50L241 52H239V53H242V52L245 53ZM211 51H214V50L212 49ZM235 51H233V52H235ZM46 52H48V49ZM32 53H33V51H32ZM61 53H62V51H61ZM145 53H146V51H145ZM194 53L197 55H195ZM221 53H223V52H221ZM225 53L226 52H224L223 55H225ZM239 53H237V55H241ZM243 53H242V55H243ZM230 55H231V53L229 55H227V57L226 56H224V57L228 58V56H230ZM44 56H45V54H44ZM232 56H234V57H232V59H234L235 58L234 53ZM243 56L241 58H243ZM177 57H178V54H177ZM177 57H176V59H177ZM250 57H251V59H250ZM239 58L240 57L237 56L235 61ZM228 60L229 59H227V61ZM51 61H53V62H51ZM225 61H226V59H225ZM240 61H241V59L237 60V64ZM242 61H243V59H242ZM180 63L182 65H184V66L181 65L183 69L179 67L178 64H180ZM225 63H227V62H225ZM231 63L233 64L235 62L231 61ZM231 63H229V68H230ZM221 64L222 63H220V61H219L220 66H222L224 63L222 65ZM241 64H240V66H241ZM240 66L238 65V67H240ZM247 66H246V68L249 69V67H247ZM254 67H253V69L251 67V69L254 70ZM206 68H207L206 73L208 74V71L210 72V70L208 67H206ZM223 69L221 68V71ZM202 70H204V73H205V69L203 68ZM226 70H228V69H226ZM244 70L245 69H243V71ZM218 72L219 71L217 70V72L215 74L217 75ZM248 72H249V70H248ZM183 73H185L184 76H186V77L183 76ZM222 73H223V75H222ZM258 73H259V75H258ZM41 74L43 75L44 73L42 72ZM219 75H217L216 78L219 77ZM162 76H164V77H162ZM212 76H213V74H212ZM207 77H208V75H207ZM240 77H241V79H240ZM204 78L205 77H203V79ZM185 81H186V83H185ZM203 81H205V79ZM215 81H217V80H215ZM247 81L250 83H248ZM46 82H45V84H46ZM259 82H261V85L259 84ZM45 84H44V86H45ZM206 86L207 85H205V87ZM193 88H191V90ZM201 88L203 89L204 87L202 86ZM203 90H205V89H203ZM241 90H243V92L245 91V94H244L245 97H243L244 96L243 94L241 95L242 99L240 98V95L237 94L238 91L241 92ZM5 92L9 93V91H5ZM91 92H92V94H91ZM205 92L207 93L206 90H205ZM182 93H183V90H182ZM188 93L190 94L191 92L188 91L186 94H188ZM10 94H11V91H10ZM186 94L183 93L181 95L186 96ZM207 95H209V92ZM215 97H217V96L215 95ZM178 98H180V97H178ZM195 99L199 100L200 102H198L197 100H196L197 102H194ZM175 100H177L176 97H175ZM179 100H177V101H179ZM168 102H169V100H168ZM216 104H214V105H216ZM180 105H178V106L180 107ZM166 109H168V108H166ZM169 109H170V105H169ZM169 109H168V111H169ZM13 110H12L13 113H11V115H6L8 118L5 117L6 118V119L4 118L5 121L3 119L2 124H0L1 125L0 126V134H1V132L10 133L12 131L16 132V130L17 131L21 130V129H17V128H19L22 124V120H23L22 119L23 118L22 112H20V110L18 111V109H17V111L15 109H13ZM171 111H173V109L170 110V112H169L170 114H171ZM176 111L179 112V110H176ZM9 112H11V111H9ZM175 113H177V112H175ZM27 115H29V114H27ZM28 123H27V125H28ZM22 127H26V126L23 125ZM28 127H29V125H28ZM78 128L79 127H77V129ZM245 129L249 130V131L246 130V132H249L248 134H245L244 133L245 131H242ZM78 131H79V129H78ZM242 132L244 134H242ZM30 135L32 136V134H30ZM0 136H2V135H0ZM27 136H29V135H27ZM27 136H26V139H27ZM51 137H49V139L47 138L48 140H46V143L44 141L43 142L40 141L42 144V145H40L39 141H38V144L41 147V149L43 147L42 150H44V151L46 150L45 151L46 163L48 165H50L51 161L53 160L52 161V166H53L54 160H56L57 157L59 159L60 156L65 154V152H64L65 150L63 149V147H65V146H64V142L61 143L63 141V139L60 140V135L57 137V139H59L61 142L60 141L57 142L56 138L53 139V137L52 138ZM20 138H21V135H20ZM21 139H23V136ZM21 139L17 138V141L18 140L21 141ZM24 139H25V136H24ZM150 139L152 140L153 138H150ZM239 139H241V140L243 139L247 143V145H241L242 143L241 142H240L241 144L239 143V141H240ZM15 140H16V138H15ZM148 140H149V138H148ZM151 140L149 142H151ZM156 140H158V139H156ZM156 140L154 139V141H156ZM17 141L16 142L14 141V142L17 143ZM25 141L22 140V143L23 142L25 143ZM154 141H153V143H154ZM237 141H238V143H236ZM27 143L28 142H26L25 144H27ZM31 143H33V142H31ZM65 143H66V141H65ZM20 144H21V142L20 143L18 142V146ZM33 145H34V143H33ZM37 145L35 144L34 146L38 147ZM140 145H139V149H140ZM149 145L150 144H148V146ZM15 146H17V145H15ZM18 146H17V149H18ZM130 146H132V145H130ZM31 147L33 148V146H31ZM19 148H21V146ZM150 148H152V147L150 146ZM157 148H159V147H157ZM14 149H16V148H14ZM37 149H39V148H37ZM136 149L138 150V147H136ZM35 150H36V148H35ZM14 152H15V150H14ZM157 153H159V152H157ZM11 156H12L11 160H14L13 157H15V156L12 154H11ZM15 160H16V158H15ZM88 161H90V160H88ZM163 164H161V165H163ZM48 168H49V166H48ZM48 168L46 167V170H49ZM52 168L53 167L50 168L49 173L46 172L47 173L46 177L49 174V177H48V178H50L48 180L49 182L47 180L43 179L45 182L48 183V186H51V185H49V183L51 181H53V178L55 180V176H56V178H58L57 175L55 174L56 170L53 168V170H55L53 172ZM43 169H45V168H43ZM163 169H164V167H162V170ZM60 170H58V171H60ZM58 171H57V173H58ZM63 172H64V170H63ZM44 174H42V175L44 176ZM123 178H125V177L123 176ZM56 180L58 182H60L58 179H56ZM68 181H69V179H68ZM111 182H109V183H111ZM93 186L96 187L94 184H93ZM73 188H75V190H76L75 186L74 187L72 186L69 189H72L71 191H73ZM91 188H92V186H91ZM98 188H100V187H98ZM94 189H92V190H94ZM78 190H81V189H78ZM94 192H92L93 197H94ZM75 193H77V192H75ZM96 197H99V196L96 195ZM101 199L100 200L103 202L105 198L103 199V197H102ZM86 200H88V199H86ZM103 203H105V202H103ZM197 223H199V225L202 224L204 226V228L206 229L205 233L206 234L208 233V235H209V236H207V235H204V233H202L205 236V237L204 236L202 237V240H201V237H200L199 232H198V231H200V229L197 230L198 228L196 229V227L194 226V225H197ZM164 226H162V227H164ZM166 227H167V225L165 226V228ZM164 232H167V231L165 230ZM173 233H174V235H173ZM200 233H201V231H200ZM59 245H61V244H59ZM200 247L203 248V246H200ZM208 249H206L205 252ZM242 249H244L243 251L248 252V253H246V252L245 253L250 255V256L245 255L243 251L241 252ZM176 250H177V248H176ZM179 250H177V251H179ZM182 252H184V253H182ZM201 255H202V257H201ZM204 255H206V253ZM254 259H255V261H254ZM203 261H202V263H203ZM206 264H208V263H206Z\"/></svg>", "mask_w": 264, "mask_h": 264}]
</instances>
